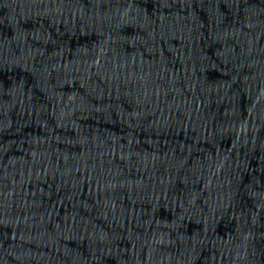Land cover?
<instances>
[{
	"label": "water",
	"instance_id": "1",
	"mask_svg": "<svg viewBox=\"0 0 264 264\" xmlns=\"http://www.w3.org/2000/svg\"><path fill=\"white\" fill-rule=\"evenodd\" d=\"M264 129V0H0V154Z\"/></svg>",
	"mask_w": 264,
	"mask_h": 264
}]
</instances>
